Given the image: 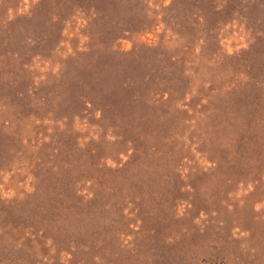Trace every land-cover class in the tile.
Masks as SVG:
<instances>
[{"label": "rangeland", "instance_id": "1", "mask_svg": "<svg viewBox=\"0 0 264 264\" xmlns=\"http://www.w3.org/2000/svg\"><path fill=\"white\" fill-rule=\"evenodd\" d=\"M0 264H264V0H0Z\"/></svg>", "mask_w": 264, "mask_h": 264}]
</instances>
